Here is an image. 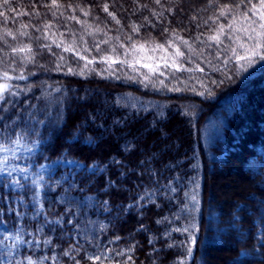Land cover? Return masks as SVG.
<instances>
[{"label":"trees","instance_id":"trees-1","mask_svg":"<svg viewBox=\"0 0 264 264\" xmlns=\"http://www.w3.org/2000/svg\"><path fill=\"white\" fill-rule=\"evenodd\" d=\"M259 2L0 0V70L59 85L63 121L50 155L66 150L83 165L57 166L63 182L42 190L36 219L34 186L0 182V223L40 241L20 247L23 258L57 264L55 252L58 264H93L84 253L99 235L121 262L264 264V56H246L264 38L242 30ZM142 42L175 43L188 61L153 72L99 60ZM231 175L240 178L225 192Z\"/></svg>","mask_w":264,"mask_h":264},{"label":"rangeland","instance_id":"rangeland-1","mask_svg":"<svg viewBox=\"0 0 264 264\" xmlns=\"http://www.w3.org/2000/svg\"><path fill=\"white\" fill-rule=\"evenodd\" d=\"M259 3L256 10L252 11L253 16L250 18V24L253 25L252 29L257 32L261 31L259 25L264 23L258 15L259 12L264 11L259 7ZM103 34L104 36H110L109 32L106 31ZM177 49H179L178 46L172 42L168 44L142 42L133 45L131 49H123L121 54L113 53L111 48L99 60L108 63L127 62L131 66L145 67V65H149L156 68L158 72H164L168 65L175 63L181 67L188 61L182 55H176ZM72 52H75V50ZM250 55L251 52L246 56ZM85 58L87 61H95L92 60L93 58ZM146 68L149 69V67ZM0 73H2L1 70ZM9 75L12 77L19 76L10 72ZM24 77L23 80L13 78L7 81L18 95L9 96L8 98L15 102L14 106H9V110L6 113L4 112V115L3 112H0V117H2V120H0V182L5 179L10 180L9 186L14 190L20 189L24 183L34 186L35 193L32 194L33 208L30 210V218L36 219L42 210L40 203L42 190L52 189L63 182L62 176L65 173L58 177L54 176L57 166L59 165L73 172L82 169L83 165L66 150L56 153L54 156L50 155L54 137L57 135L59 126L63 121L59 85L51 83L50 80H40L37 85H34L31 80L27 79L26 76ZM4 82L3 78L0 77V83ZM14 129L19 135L13 134ZM38 155L43 157L40 162L36 160ZM239 178L236 175L227 177L222 180L220 188L225 192L233 190L234 183ZM16 181H19V183L17 184ZM90 204H96L95 206L98 209L100 208L97 202L92 201ZM253 223L257 225L254 237L260 241L262 239L261 225L256 220ZM5 236H7V239H4ZM17 237L24 241L30 240L23 238L20 233L10 230L5 223H0V241H2L0 243V261H2V264H28V261L20 255L19 250L20 247L29 246L30 244L21 243ZM192 237L194 236L192 235ZM97 239L98 241L92 242L91 248H88L85 252L89 255H101L103 264H116L118 256L112 247L100 243L99 235ZM31 259L33 264H43L44 261ZM97 264H100V262H97Z\"/></svg>","mask_w":264,"mask_h":264},{"label":"snow or ice","instance_id":"snow-or-ice-1","mask_svg":"<svg viewBox=\"0 0 264 264\" xmlns=\"http://www.w3.org/2000/svg\"><path fill=\"white\" fill-rule=\"evenodd\" d=\"M156 2L159 3V0H156ZM241 2H243V0H241ZM3 3L5 5H7L9 3V0H3ZM52 3H53V5H56V0H52ZM224 7L225 8H228L229 6L228 5H224ZM259 7L262 8V9H264V0H260ZM256 8H257V5L256 4H252L251 5V8H250V11H255ZM103 10L105 12H108V6L105 5L104 8H103ZM108 14L110 16H113V18H114V14L113 13L108 12ZM0 15H2V14H0ZM85 15H87V13H85ZM221 15H224L223 11H221ZM242 15L245 18L248 17V13L247 12L242 13ZM258 15H259L260 20L261 21H264V11L259 12ZM72 19H75V17H72ZM117 22H119V21H117ZM22 27H27V25H24ZM47 27H48V25H45V28H47ZM259 27H260L261 31L258 32V33H256V36L257 37L264 38V23H261L259 25ZM135 30H138V29H134V31ZM242 30H244V31H249V30L255 31V29H242ZM222 32H223V27H221V28L218 29L216 35L209 36V39L210 40H213V41H216V42H219L220 41V35L219 34L222 33ZM6 34L7 35H12L11 32H7ZM22 34H24V33H22ZM252 38L253 37L249 36V39H252ZM53 43H56V42L53 41ZM182 43H187V42L186 41H182ZM60 46L61 45L57 44V47H60ZM43 47H49V46L48 45H43ZM240 47H244V45L241 44ZM25 50H26L25 48H13L12 49L13 52H23ZM262 50H264V44H262L259 39H257L256 42L254 43V45L249 49V51L251 52V55L253 57L258 56V55L264 56V51H262ZM64 51H66V52H72V51H74V49H73L72 46H66V47H64ZM233 52H235L234 49H233ZM77 55H79V53H77ZM176 55H178V56L179 55H183V53H181L179 51V49H177L176 50ZM81 58L83 59V57H81ZM236 58L238 60H243V59H246L247 57L237 56ZM60 59L63 60V57H60ZM90 62L91 61H89V63ZM172 66L175 67L176 70H180V66L179 65H177V64L174 63ZM145 67H149L150 71H153V72L157 71L156 68H153V67H151L149 65H145ZM55 70L59 71L60 70V66L58 65ZM197 70L203 71L202 68H198ZM68 71L69 72H72L73 70L71 68H69ZM0 77H2L3 80L5 81L4 83H0V112H5L6 113L9 110V106H14V104H15V102L12 101V100H10L8 97L9 96H16V95H18V93L12 89V87L7 83V81H9V80H11L13 78L23 80V79H25V77L22 74L19 75V76H17V77H12V76L9 75V72L8 71H3L2 73H0ZM145 79H147V77H145ZM161 83H163V82H161ZM174 90H179V89H174ZM0 120H2V117H0ZM13 134L14 135H19V133L16 132L15 129L13 130ZM14 142H16V141H14ZM41 179H43V177H41ZM16 183L18 184L19 181H16ZM172 191H175V189L173 188ZM193 199H195V198L193 197ZM105 203H107V202H105ZM68 223L71 224L72 221L69 220ZM157 223H159V221H157ZM36 231L39 232V231H41V229L38 227L36 229ZM4 239H7V236H5ZM17 239L21 243H29V244H31V243H34L35 242V243H37V246H39V243H40V241H31V240L24 241L20 237H17ZM116 239H118V237ZM50 242H51V237H45L44 240H43V243H50ZM0 243H2V241H0ZM149 243H151V240L149 241ZM72 248L75 249L76 251H79L80 250L75 245L72 246ZM131 251H132L131 248L127 249V252L130 253ZM62 255L68 256L69 255V250L68 249L64 250V252L62 253ZM116 255L117 256H122V255H124V253L123 252H117ZM84 256L88 260H91L93 262V264H96V262H100V264H103L101 255H89L87 252H85L84 253ZM24 259L28 261V264H33L32 259H31V256H26V257H24ZM45 259H49V257L47 255L40 257V261L41 262L43 260H45ZM51 259L53 261H56L57 264H58V257H57V255H56L55 252H53V254L51 256ZM71 259L74 260L75 264H80V260L79 259H76L75 257H71ZM0 264H2V261H0ZM116 264H134V261H133L132 256L131 255H128L125 260H123L122 262L121 261H117Z\"/></svg>","mask_w":264,"mask_h":264}]
</instances>
